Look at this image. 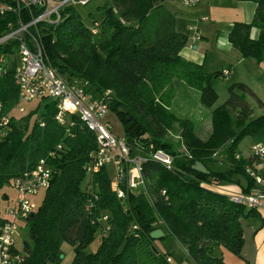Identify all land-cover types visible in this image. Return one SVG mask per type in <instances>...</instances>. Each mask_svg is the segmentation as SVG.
<instances>
[{
    "label": "trees",
    "instance_id": "1",
    "mask_svg": "<svg viewBox=\"0 0 264 264\" xmlns=\"http://www.w3.org/2000/svg\"><path fill=\"white\" fill-rule=\"evenodd\" d=\"M164 1L111 0L102 20L94 19L89 27L73 6H67L57 25L39 26L38 33L46 61L60 76L87 82L94 93L110 91L108 106L122 123L130 155L144 158L140 191L120 181L124 197H119L111 188L106 165L88 175L84 167L97 150L95 136L75 116L67 132L54 118V99L40 112L25 109L17 117L16 108L8 109L18 102L13 69L0 74V118L7 119L6 136L0 141V190L13 185L40 158L52 170L42 204L24 221L29 238L22 241L20 251L14 248L15 255L23 256L21 264H60L64 242L74 250L71 264H173L167 261L171 253L154 246L150 237L154 229L163 231L161 238L172 236L194 264H227L213 249L222 246L240 255L243 219L254 217L264 226L258 208L212 188L239 182L236 176L242 175L243 193L248 194L257 187L255 175L264 180L258 169L264 158L238 154L241 139L264 128V114L252 117L247 96L260 107L264 103L238 81L228 85L227 98L215 105L218 94L213 83L227 75L224 70L208 71L205 63L180 54L189 29H179ZM239 1L254 2L255 13L250 22L234 21L229 26L228 41L242 57L261 63L264 0ZM13 21L12 14H0V36ZM96 23L98 32L93 34ZM16 45L13 39L0 44V54L15 52ZM175 79L197 89L201 104L210 110L212 131L206 140L197 136L189 118L171 111ZM156 151L170 157L169 166L153 158ZM196 161L208 172L193 169ZM218 162L226 168L222 170ZM5 218L0 216V228ZM97 232L100 243L88 251Z\"/></svg>",
    "mask_w": 264,
    "mask_h": 264
},
{
    "label": "built area",
    "instance_id": "2",
    "mask_svg": "<svg viewBox=\"0 0 264 264\" xmlns=\"http://www.w3.org/2000/svg\"><path fill=\"white\" fill-rule=\"evenodd\" d=\"M90 0H0V14L10 13L13 22L7 24L6 31L0 36V44L16 40L15 57L10 54H0V74L13 69L15 84L18 88L16 107L20 113L25 112L22 102L44 97L56 101L55 120L66 126L69 132L72 119L67 121V115L75 116L91 131L97 142V150L85 165L88 175L100 167L112 164L115 174L111 179V188L119 197H124L119 182L126 183L130 190L143 187L142 162L140 155L131 156L124 136H116L109 121L105 120L109 110L107 95L109 90L94 93L88 90L87 82L68 81L58 74L53 66L46 61V56L39 39V26H55L63 18V10L74 4H86ZM199 0H185L186 4H194ZM203 17L202 20H206ZM92 33L98 32V24L92 27ZM225 74L227 72H224ZM5 116L0 118V141L6 136ZM252 154L264 158V146L253 144ZM49 155H53L52 152ZM153 158L167 166L171 159L162 151H156ZM52 170L45 158H40L30 169L25 170L14 179L13 187L19 193L17 204L10 207L3 225L0 228V264H12L15 253V238L19 223L36 209V203L30 196L50 186ZM257 187L251 193L232 194L230 199L249 207L264 209V180L255 175ZM106 219V216H104ZM167 261L172 263L171 258Z\"/></svg>",
    "mask_w": 264,
    "mask_h": 264
},
{
    "label": "rangeland",
    "instance_id": "3",
    "mask_svg": "<svg viewBox=\"0 0 264 264\" xmlns=\"http://www.w3.org/2000/svg\"><path fill=\"white\" fill-rule=\"evenodd\" d=\"M184 1L185 0H167L165 2V5L169 10L178 14L186 20L190 32L187 45L190 46L194 41V45L196 46L195 48H193L194 50L192 52L203 53L205 49L213 52L208 58H206L207 70H221L228 64H233L230 75H227L226 77L220 76L213 83V87L218 94V99L215 105H219L225 101L228 96V85L238 81L248 84L249 87L264 102V84L261 81L264 70V61H262L261 63H256L253 59L248 58L245 60V62L238 63L234 55H224V53L221 51V53H219L216 48L218 41H220L219 38L221 37L219 32H222L224 30V26H226L223 25V23H227L230 19L233 18V15L230 13V11L228 12L225 10H214L213 12L210 10V4L208 0H199L194 4H186ZM106 4L111 5V0H91L86 4H74L73 7L79 13L84 24L89 27L93 24L94 19L98 21L102 20L104 16V6ZM203 15L207 18L204 21L200 19V17ZM197 28L204 35L203 38L198 36V34L196 33ZM197 45L199 46L198 49ZM14 51L16 52V49H14ZM233 51L234 53H237L235 49ZM15 52L10 53V58L15 57L16 59H18L17 55H15ZM179 80L180 79L173 80L174 96L172 98V101L174 97L176 98L174 103V110L180 116L188 117L193 121V123L197 125L199 122V118L206 119L205 116L208 115L209 109L200 104V102L196 98L197 96H191L189 100L186 99V96L184 95V87L187 86L182 87V82L180 83ZM191 90L195 91L197 95V89L193 88ZM247 100L253 108L252 117L264 114V106L260 107L257 104L256 100L249 95L247 96ZM51 101L52 98L49 97L44 99L37 98L31 101L22 102L21 105H23L27 111L31 109H37V112H40L43 109L44 103ZM11 107H13L14 109L16 108L15 114L17 117H19L20 113L18 112L16 104L13 106H9L8 109ZM184 109L188 110L189 113H182V110ZM66 118L67 121H70L71 116L67 115ZM105 120L109 121L112 127V131L116 136H123L122 123L114 111L109 109L107 111ZM250 140V136L245 137L240 142L238 149H241V151L244 153H248V144ZM219 167L222 170L226 168L225 165H219ZM107 168L110 171L111 176L113 177L115 174L114 166L112 164H108ZM140 190L141 187L137 189V191ZM44 196L45 191L42 190L37 195L30 196V198L36 203V206L39 207L43 202ZM18 200L19 193L13 187V185L9 184L4 186L0 190V216L6 217L8 209L17 204ZM253 219L254 217L244 218L242 223L244 224L249 220L252 221ZM28 238V229L25 223L21 221L19 223V229L15 238V248L20 251L22 248V241ZM99 243L100 236L97 232L94 240L88 245L87 250L95 251ZM153 244L161 252L171 253L174 264H194L190 258H187L185 256L184 249L181 247V245L170 235H166L164 238L154 239ZM61 250L64 254V257L60 259V264H71L74 256V250L72 246L64 242L61 245ZM213 254L219 257L224 256L226 258L224 260H228V264H244L241 253L240 255H236L232 252H229L222 246H216L213 249ZM22 258V254L15 255L12 264H21Z\"/></svg>",
    "mask_w": 264,
    "mask_h": 264
},
{
    "label": "crops",
    "instance_id": "4",
    "mask_svg": "<svg viewBox=\"0 0 264 264\" xmlns=\"http://www.w3.org/2000/svg\"><path fill=\"white\" fill-rule=\"evenodd\" d=\"M166 1L167 0L164 1V5H165ZM208 2L210 4V10L211 11L214 12V10L215 11L225 10L228 12L230 11V13L233 15L232 19H230L227 23H225V22L223 23V25H226V26H224V30L222 32H219L221 37L219 38L220 41H218V44L216 46L218 52L219 53L223 52L224 55H227V54L234 55L238 63L245 62V60L248 58L242 57L238 51H237V53H234V51H233L234 49L228 41L227 32H228L229 26L234 21L250 22L253 19L255 9H256V4L252 1H239V0H208ZM172 13H174V12H172ZM174 15L178 19L179 29H183L184 27L188 28L187 22L183 17L179 16L176 13H174ZM203 17H206V16L203 15L200 17V19L202 20ZM196 33L198 34V36H200L202 38L204 37V35L199 31L198 28L196 30ZM189 34H190V32L188 31V38H189ZM257 35H258V30L256 28L252 29L251 36L255 38V37H257ZM187 43H188V39H187L186 44L182 48L180 54L184 58H186L187 60H190L192 62L199 63V64H201V63L206 64V58H208L213 52L206 50V49L203 53L192 52L194 50L193 48L196 47L194 45L195 42L193 41L190 46L187 45ZM198 47L199 46L197 45V49H198ZM232 68H233V64L230 63L227 66L223 67L221 70H224V72H227L226 75H230ZM208 71H215V70H208ZM263 73H264V70H263ZM262 77H263V75H262ZM262 77H261V81L263 82ZM179 81H180V83L182 82L181 83L182 87L187 86V87H184V89H185L184 95L186 96L185 98L189 100V98L191 96H195V97L197 96L196 98L201 104L200 92L198 91V93L196 95L195 91L191 90L193 88L188 86L183 81H181V80H179ZM184 84H186V85H184ZM175 100H176V98L174 97L173 101L171 102V106H170L171 111L174 112L180 118H188L186 116H180L178 113H176V111L174 110L175 109V107H174ZM262 102H263V100H262ZM182 113H189V112H188V110L184 109V110H182ZM205 118L206 119L199 118V122L197 125L195 123H193L195 133L197 134V136H199L203 140H206L210 136L211 131H212L210 110L208 112V115L205 116ZM245 137H247V136H245ZM250 137H251V140L248 144V153H244L241 151V149L240 150L238 149V154L240 156L248 157V156L252 155L251 146L253 144L264 146V128H262L255 135L250 136ZM244 138H242L241 141ZM240 142H239V144H240ZM239 144H238V146H239ZM217 164L221 165L220 162H218ZM258 169H259V172H264V164L259 166ZM236 178L239 179V182L220 183L217 185H213L212 188L215 189L216 191L224 193L226 195L241 194V193H243V186L246 185V180L244 179V177L242 175H238V176H236ZM259 211L261 214H264V209L261 208V209H259ZM242 225H243L244 244H243V247L241 249V257L244 260V264H264V226H261L260 221L256 218H254L252 221L249 220L248 222H246L244 224L242 223ZM163 235H164V233H163ZM170 257H171L172 263L174 264L173 257L172 256H170ZM222 258L226 259L224 256ZM225 262L228 264V260H226Z\"/></svg>",
    "mask_w": 264,
    "mask_h": 264
},
{
    "label": "water",
    "instance_id": "5",
    "mask_svg": "<svg viewBox=\"0 0 264 264\" xmlns=\"http://www.w3.org/2000/svg\"><path fill=\"white\" fill-rule=\"evenodd\" d=\"M192 168L200 171L202 173H207L208 170L206 169V167L199 161H196L193 165ZM163 236V231L161 229H154L150 232V237L152 239H158L161 238ZM60 257H63V255H60Z\"/></svg>",
    "mask_w": 264,
    "mask_h": 264
}]
</instances>
